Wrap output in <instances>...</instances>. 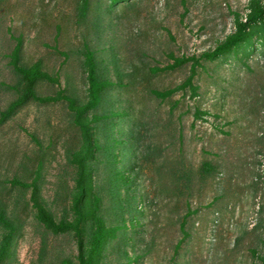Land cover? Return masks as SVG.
Listing matches in <instances>:
<instances>
[{
	"label": "rangeland",
	"instance_id": "1",
	"mask_svg": "<svg viewBox=\"0 0 264 264\" xmlns=\"http://www.w3.org/2000/svg\"><path fill=\"white\" fill-rule=\"evenodd\" d=\"M257 9L264 0H0V264H264V43L254 36L246 50L201 58L195 94L188 85L165 100L151 92L184 83L193 61L176 57L214 49ZM90 51L100 78L131 81L125 94L143 109L145 132L131 206L125 121L113 161L104 151L84 161L96 214L128 229L88 260L96 219L86 199L81 219L74 208L87 141L58 94L89 100ZM35 65L46 75L32 82L17 70ZM121 91L88 112L101 141L104 118L92 119L115 112ZM34 188L57 223L78 228H48Z\"/></svg>",
	"mask_w": 264,
	"mask_h": 264
},
{
	"label": "trees",
	"instance_id": "2",
	"mask_svg": "<svg viewBox=\"0 0 264 264\" xmlns=\"http://www.w3.org/2000/svg\"><path fill=\"white\" fill-rule=\"evenodd\" d=\"M256 36V40H260L264 43V10L257 9L252 11L250 16L245 20L238 23V29L234 33L227 36V38L218 44L214 49L207 50L201 56H189V57H176V61L174 65L181 66L184 65L187 61H193L190 67L191 73L188 76L187 80L184 83L173 87L167 88L164 90L154 88L151 92L157 98L161 100H165L171 98L174 92L179 89L186 88V86H190L191 90L195 94L197 92L198 86L194 83L193 78L197 73L198 66L202 64L201 58L206 59H215L220 55H224L230 53L232 50H237L240 47H243V50H246L253 44V38ZM89 66V100L85 104H77L76 100L70 96H62L58 94V97H64L70 101V107L75 112V122L80 126L82 130V134L84 140L87 141V145L84 146L83 154L80 153L79 156V164L83 171H80L78 176V193L76 195L74 208L77 213L80 215L83 212V209L80 207V202L83 199L87 200V207H89V215L91 217H95L96 219V227L93 231V241L92 247L90 249V255L88 260L92 259L95 254H97L101 248L102 242L111 236H115V230L121 229L123 230L122 225L106 226L104 220L96 214L98 208L93 206L94 202L92 200L91 194L93 192V170L88 169V166L84 163L86 157L91 156L95 157L97 152L104 151L107 155L108 162L113 161V148L116 145L115 125L119 122L125 121V126L121 129L123 139L119 142V154L121 155L122 162V170L124 175L127 170L130 171L129 175L123 176L126 178V184L128 185L127 203L131 206L136 203L137 200L131 196V192L136 189V185L138 182L142 180V175L139 173L136 164V157L139 144L141 143L144 137V129L145 124L142 123L143 109L136 110L133 102V98L127 96L125 94V90L129 88L131 85V81L124 83L121 79L117 82L110 78H100L97 74V64L94 60V54L92 51L89 52L88 59L86 61ZM118 68V67H117ZM17 70L29 81L32 82L37 77L46 75L43 72H40L37 65L33 67H22L17 66ZM118 71V70H117ZM129 73L128 75H130ZM116 85H120L122 88L121 93L116 98L115 102L117 104V110L115 112L107 111L104 116H96L94 119L96 121V126H99V119L104 118L103 128L107 137L101 141L96 134V128L91 126L90 119L88 116V112L91 109L96 110L98 106L102 103L104 94L107 96H112V92ZM55 96H49L46 98H42V100H53ZM125 102V106L122 107ZM15 104H13L6 114H10L14 109ZM98 115V114H96ZM131 151V154L128 152ZM127 156H133L134 160L126 159ZM37 192V188H34L33 196L35 200V205L38 207L39 214L38 217L45 223L48 228L53 229L54 232H63L68 231L71 228H78V221L76 222V226L69 222L57 223L55 219L47 212V210L39 203L38 197L35 196ZM99 196H96V201L99 200ZM146 197V196H145ZM148 197V192H147ZM146 197V199H147ZM145 200V199H144ZM98 202V201H97ZM146 204V200L144 201ZM98 215V216H96ZM134 217L137 216L135 213ZM134 225L135 223L132 222ZM182 228L184 229L185 221H182ZM128 229L122 231L123 234L127 232ZM0 257H4V254L1 253ZM0 258V259H2ZM83 258V257H82ZM83 264H87L86 260L83 258Z\"/></svg>",
	"mask_w": 264,
	"mask_h": 264
}]
</instances>
